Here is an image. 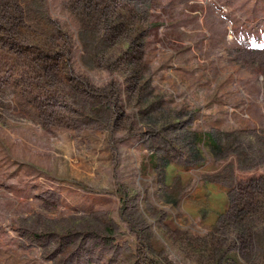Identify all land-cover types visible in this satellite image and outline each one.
Here are the masks:
<instances>
[{
  "label": "rangeland",
  "instance_id": "obj_1",
  "mask_svg": "<svg viewBox=\"0 0 264 264\" xmlns=\"http://www.w3.org/2000/svg\"><path fill=\"white\" fill-rule=\"evenodd\" d=\"M0 264H264V0H0Z\"/></svg>",
  "mask_w": 264,
  "mask_h": 264
},
{
  "label": "trees",
  "instance_id": "obj_2",
  "mask_svg": "<svg viewBox=\"0 0 264 264\" xmlns=\"http://www.w3.org/2000/svg\"><path fill=\"white\" fill-rule=\"evenodd\" d=\"M207 139L208 142H209V146L212 147V148H217L218 145L216 144V142L209 136L207 135H203V137L200 139V142H204V140ZM148 159V158H147ZM223 215V213H220ZM219 216V215H218Z\"/></svg>",
  "mask_w": 264,
  "mask_h": 264
}]
</instances>
